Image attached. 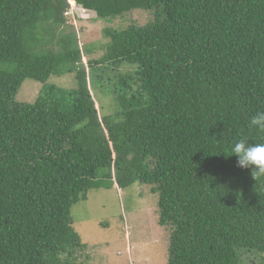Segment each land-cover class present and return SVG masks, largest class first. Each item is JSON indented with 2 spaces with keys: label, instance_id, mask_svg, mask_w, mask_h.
<instances>
[{
  "label": "trees",
  "instance_id": "1",
  "mask_svg": "<svg viewBox=\"0 0 264 264\" xmlns=\"http://www.w3.org/2000/svg\"><path fill=\"white\" fill-rule=\"evenodd\" d=\"M72 1L107 23L154 17L104 30L107 51L88 63L103 118L68 34ZM121 67L135 74L114 76ZM67 74L75 90L47 85ZM26 80L43 84L34 104L15 100ZM260 111L264 0H0V264H90L72 209L112 191L128 164L159 195L169 264L264 256V174L231 152L241 138L264 143L249 127Z\"/></svg>",
  "mask_w": 264,
  "mask_h": 264
},
{
  "label": "rangeland",
  "instance_id": "2",
  "mask_svg": "<svg viewBox=\"0 0 264 264\" xmlns=\"http://www.w3.org/2000/svg\"><path fill=\"white\" fill-rule=\"evenodd\" d=\"M71 14L68 16V34L76 32L80 46L85 52L82 64L85 66L91 94L95 100L99 117L112 113L107 105L106 96L100 93V85L93 84L95 78L88 63L101 59L110 40L104 30H126L131 25L144 27L153 22L154 17L144 11H136L107 23L99 21L96 14L75 8L72 1ZM81 69V68H80ZM135 74L134 67H121L114 76L124 77ZM97 77V76H95ZM47 85L66 91L76 89L75 74L63 75L59 80L52 78ZM43 84L26 80L15 100L20 103L34 104ZM62 102V101H61ZM124 168L120 183L112 191H93L86 202L73 207L71 215L74 228L82 241L88 245L82 260L90 264H169L170 230L158 222L159 195L152 193L148 185L138 184L132 164ZM134 175L136 182L123 184L126 176ZM125 177H124V176ZM246 264H264L261 254L247 253Z\"/></svg>",
  "mask_w": 264,
  "mask_h": 264
},
{
  "label": "clouds",
  "instance_id": "3",
  "mask_svg": "<svg viewBox=\"0 0 264 264\" xmlns=\"http://www.w3.org/2000/svg\"><path fill=\"white\" fill-rule=\"evenodd\" d=\"M249 127L264 132V111L257 112L250 119ZM231 152L238 158L237 166L244 169L251 168L255 179L257 175L264 174V143H253L241 138L234 143Z\"/></svg>",
  "mask_w": 264,
  "mask_h": 264
}]
</instances>
